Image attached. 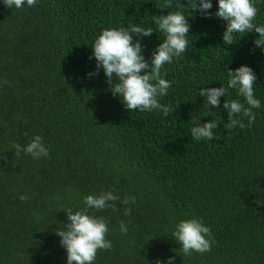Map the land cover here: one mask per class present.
Instances as JSON below:
<instances>
[{
  "label": "trees",
  "instance_id": "obj_1",
  "mask_svg": "<svg viewBox=\"0 0 264 264\" xmlns=\"http://www.w3.org/2000/svg\"><path fill=\"white\" fill-rule=\"evenodd\" d=\"M163 3L37 0L31 8L7 9L0 0V264H66L55 235L67 222L64 213L105 191L119 196L117 210L89 214L107 221L112 247L99 250L93 264H166L173 257V264H264V53L253 44L258 34H236L237 43L225 46L220 19L190 13L187 0L158 9ZM211 3L215 13L217 0ZM253 3L254 23L264 26V0ZM177 10L189 18V44L161 69L173 83L159 101L174 110L167 116L127 111L102 69L88 76L97 71L91 46L105 29L151 27L150 37L139 38L150 62L164 39L153 16ZM240 66L255 73L261 107L253 109L255 123L229 131L223 102L243 98L229 89L213 109L198 92L226 87L227 71ZM195 120L219 121L216 138L193 140ZM36 135L48 157L17 156L12 145L26 146ZM125 197L135 203H121ZM192 218L211 229L212 246L184 256L171 232Z\"/></svg>",
  "mask_w": 264,
  "mask_h": 264
},
{
  "label": "clouds",
  "instance_id": "obj_2",
  "mask_svg": "<svg viewBox=\"0 0 264 264\" xmlns=\"http://www.w3.org/2000/svg\"><path fill=\"white\" fill-rule=\"evenodd\" d=\"M7 9H21L25 6L31 8L37 4V0H3ZM190 13L198 12L206 18L213 15L224 22L226 28L222 33L225 46H231L236 34L242 37L251 32L258 34L254 39L255 47L264 53V26H257L254 20L257 15V7L253 0H217V11L211 13V0H187ZM173 0H164L158 9H170ZM182 7V5H181ZM182 11H169L167 15L153 16V23L162 33L164 39L151 53L150 62L142 55L143 47L140 37H150L153 33L151 27L129 25L127 28H111L103 30L94 40L91 46L92 55L89 59H95L96 72L89 73L94 77L100 69L103 70L106 83L113 96H118L120 102L127 111L139 110L141 112L158 110L167 116L174 108L170 105H162L160 98L168 94L172 83L162 78L161 69L166 64H171L174 58L184 54L188 48L190 25ZM134 37L137 39L134 42ZM227 86L219 88L201 87L198 95L204 97V106L215 109L220 105V97H225L229 89L236 91L240 100H224L223 108L228 117V122L223 126L227 130L235 127L245 128L255 123L256 113L253 109H259L261 102L255 98L254 85L256 75L250 67L240 66L234 71H227ZM115 80V83H113ZM4 83H7L6 81ZM247 105V107L245 106ZM239 116L240 119L236 117ZM247 119L248 123L243 121ZM199 120L192 121L191 137L195 141L214 140V130L219 121L212 120L200 124ZM15 154L21 152L30 155L33 159L48 157L49 151L45 147L41 136L36 135L26 145L13 144ZM19 199L25 201L27 197L20 195ZM119 196L112 191L100 192L98 195L83 197L84 207L73 211L67 209L65 216L67 222L62 230L55 231L59 237L60 246L66 252V264H93L99 250H110L111 241L106 239L108 233L107 221L102 217L89 214V210L103 211L111 209L116 211L115 201ZM121 203L128 205L135 203V197H125ZM130 209L125 208L124 214L128 215ZM127 225L120 223V232L127 233ZM173 240L179 245L178 252L189 256L193 252L203 254L211 250V229L197 218L178 221L171 232ZM173 258H169L166 264H173ZM156 264H161L159 260Z\"/></svg>",
  "mask_w": 264,
  "mask_h": 264
}]
</instances>
